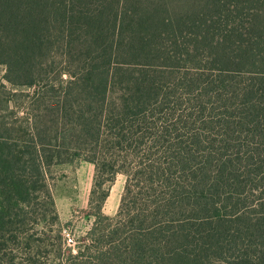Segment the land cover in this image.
Masks as SVG:
<instances>
[{"label": "trees", "instance_id": "1", "mask_svg": "<svg viewBox=\"0 0 264 264\" xmlns=\"http://www.w3.org/2000/svg\"><path fill=\"white\" fill-rule=\"evenodd\" d=\"M0 65V264H264V0H0ZM77 159L127 180L65 253Z\"/></svg>", "mask_w": 264, "mask_h": 264}, {"label": "rangeland", "instance_id": "2", "mask_svg": "<svg viewBox=\"0 0 264 264\" xmlns=\"http://www.w3.org/2000/svg\"><path fill=\"white\" fill-rule=\"evenodd\" d=\"M3 74L4 66L0 65V76ZM51 175V192L59 218L60 242L65 253H73L75 248L85 241L91 228H98L105 223V221L101 223L98 217L101 215L112 217L116 213L127 180L126 174L118 173L111 182L104 183L100 188L101 191L108 192L100 214L97 213L96 208L97 197L90 203L94 176V165L91 162L77 159L63 163L54 166ZM47 232L49 236L54 237V231L46 230ZM67 234L72 239L70 245H67L65 240ZM42 237L45 238V236ZM41 261L43 264H52L49 259H41Z\"/></svg>", "mask_w": 264, "mask_h": 264}, {"label": "built area", "instance_id": "3", "mask_svg": "<svg viewBox=\"0 0 264 264\" xmlns=\"http://www.w3.org/2000/svg\"><path fill=\"white\" fill-rule=\"evenodd\" d=\"M67 237L65 238V240L67 241L66 243H67V245H70V242H71V237H69V235L67 234L66 235Z\"/></svg>", "mask_w": 264, "mask_h": 264}]
</instances>
